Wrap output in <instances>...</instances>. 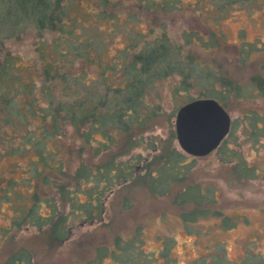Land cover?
Returning <instances> with one entry per match:
<instances>
[{"label":"trees","instance_id":"16d2710c","mask_svg":"<svg viewBox=\"0 0 264 264\" xmlns=\"http://www.w3.org/2000/svg\"><path fill=\"white\" fill-rule=\"evenodd\" d=\"M74 1L0 2V45L5 39L33 28L38 33L34 46L41 61L39 82L26 83L22 81L19 56L3 53L0 47V155L5 149L12 154L33 156L29 166L31 175L24 177L30 185L29 196L25 202L14 203L13 219L8 225L0 226V264H39L27 242L16 240L19 233L35 229L50 246L57 248L70 239L74 228L83 223L101 222L105 204L127 183L138 179L151 192L163 194L172 184L185 181L194 164L180 162L185 154L173 145L175 133L155 148L156 153H146L144 157L140 150L144 145L153 148L149 123H154L163 113L161 107L147 101L156 81L179 75L181 79L175 90L203 82L204 90L197 97L218 100L224 98L218 83L227 87L225 92L234 87L226 78H211L210 69H201L200 74L192 52H184L183 45L169 36L165 25L160 33L149 36L126 27L140 20L144 11L149 16L157 11L180 10L182 6L176 0H93L98 9L87 12L89 16L79 17L72 12ZM119 10L126 12L122 23ZM89 18L92 25L87 24ZM101 21L108 23L107 31L100 28ZM155 28L152 26L150 32ZM194 32L184 30L187 42ZM116 34L125 35L127 41L110 56V43ZM195 37L206 46L220 41L219 35L204 38L196 34ZM258 120H264V116L245 114L252 134L264 136V122L262 126L256 123L255 128ZM68 127L79 133L87 151L92 153L90 159L81 161L74 169L68 167L59 147ZM2 129L13 132L2 134ZM231 135L232 129L216 151L225 163H232L239 174L247 176L244 171L252 168L247 166L240 150L229 145ZM48 143L58 145L49 147ZM136 149L139 151L135 152ZM136 171L140 174L136 175ZM12 182L8 186L0 185L4 190L0 199L11 200L16 190ZM41 188L49 191L40 195ZM78 192L86 198L78 199ZM40 201L48 206L47 214L41 213ZM217 201L211 189L203 190L198 185L179 191L175 197L180 206L194 204L192 210L182 211L184 219L204 213L221 216L214 206ZM222 217L226 226L232 225L233 221ZM139 233L140 228L136 235ZM4 244L9 248L5 257L2 256ZM124 248L126 254L135 258L142 254L133 239L116 236L110 250L98 245L96 258L87 262L100 264L105 254L120 255L126 260L121 256ZM219 258L222 259L220 255ZM207 264H213V259Z\"/></svg>","mask_w":264,"mask_h":264},{"label":"rangeland","instance_id":"374dc122","mask_svg":"<svg viewBox=\"0 0 264 264\" xmlns=\"http://www.w3.org/2000/svg\"><path fill=\"white\" fill-rule=\"evenodd\" d=\"M176 1L182 6L180 10L169 13L157 11L149 16L144 11L140 14V20L132 21L126 27L149 36L160 33L165 25L169 36L183 45L184 52H192L193 59L201 67L198 66L200 74L202 70L210 69L211 78H226L236 87L225 92L227 87L218 83L224 98L215 99L232 118L229 145L240 150L252 171H244L247 176H242L232 163H225L216 150L204 156L186 154L177 141L176 112L189 98H202L197 96L204 90V83L175 90L181 79L179 75L158 80L152 86L147 101L161 107L163 113L154 123H149L153 148L144 145L140 150L144 157L146 153H156L155 148L175 133L173 145L185 154L180 162L194 164L185 181L172 184L163 194L151 192L138 179L127 183L117 189L105 204V215L101 222L83 223L74 228L70 239L57 248L50 246L45 236L35 229L19 233L16 240L27 242L33 249L35 262L88 264L89 259L96 258L98 245H105L110 250L115 237L120 236L133 239L142 254L138 253L139 257L135 258L132 254H126L127 249L124 248L121 256L126 260H122L124 258L120 255L105 254L100 264H207L212 259L213 264H264V136L257 132L252 134L248 121H245L247 113L264 116V0ZM73 5L72 12L78 17L98 9L93 0H75ZM119 12L122 23L126 12ZM87 24H93L92 18ZM99 26L102 31L109 29L106 21H101ZM152 26L156 28L150 32ZM185 29L195 30V35L201 34L204 38L219 35L220 41L206 46L199 43V37L194 35L187 42ZM37 38L38 33L30 28L20 36L5 39L0 45L3 53L19 56L22 81L26 83L33 80L39 82L40 79L41 61L34 46ZM126 41L125 35L116 34L110 43L109 55H115ZM190 81L195 82L192 78ZM263 122L256 121L255 128L256 123L262 126ZM1 131L7 135L13 132L11 129ZM51 143H48L49 147L58 145ZM59 147L71 169L92 156L79 133L71 127L60 138ZM2 151L0 185L8 186V182L14 181L16 186L10 201L5 197L0 199V226H6L13 219L14 203L25 202L29 196L30 185L24 177L31 175L29 166L33 156L12 154L5 149ZM134 151L138 152L139 149ZM137 172L135 174L139 175ZM193 185L203 190L211 189L218 199L214 205L216 209L234 223L226 226L222 215L214 213L194 217L192 214L190 219H184L182 211L192 210L194 204L188 202L180 206L176 204L175 197L179 191ZM41 190L40 195L49 191L48 188ZM3 192L1 188L0 195ZM78 193V199L86 198L84 193ZM40 202L41 206L38 207L41 213L47 214L48 206ZM138 228L140 233L136 235ZM3 247L2 256L5 257L9 248L5 244Z\"/></svg>","mask_w":264,"mask_h":264},{"label":"water","instance_id":"95a60500","mask_svg":"<svg viewBox=\"0 0 264 264\" xmlns=\"http://www.w3.org/2000/svg\"><path fill=\"white\" fill-rule=\"evenodd\" d=\"M232 118L215 98L202 97L181 105L175 131L180 147L191 155L204 156L216 150L229 134Z\"/></svg>","mask_w":264,"mask_h":264}]
</instances>
